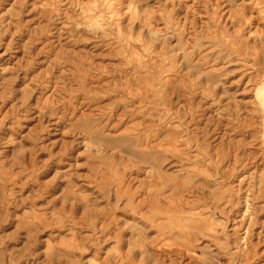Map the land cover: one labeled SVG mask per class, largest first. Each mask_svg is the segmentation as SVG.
I'll return each mask as SVG.
<instances>
[{
	"label": "rangeland",
	"instance_id": "rangeland-1",
	"mask_svg": "<svg viewBox=\"0 0 264 264\" xmlns=\"http://www.w3.org/2000/svg\"><path fill=\"white\" fill-rule=\"evenodd\" d=\"M0 264H264V0H0Z\"/></svg>",
	"mask_w": 264,
	"mask_h": 264
}]
</instances>
